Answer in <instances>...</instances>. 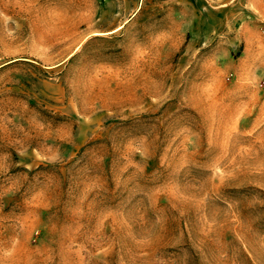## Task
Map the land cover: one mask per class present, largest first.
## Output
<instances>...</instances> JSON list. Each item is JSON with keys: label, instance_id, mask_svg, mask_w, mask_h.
<instances>
[{"label": "rangeland", "instance_id": "374dc122", "mask_svg": "<svg viewBox=\"0 0 264 264\" xmlns=\"http://www.w3.org/2000/svg\"><path fill=\"white\" fill-rule=\"evenodd\" d=\"M0 264H264V0H0Z\"/></svg>", "mask_w": 264, "mask_h": 264}]
</instances>
